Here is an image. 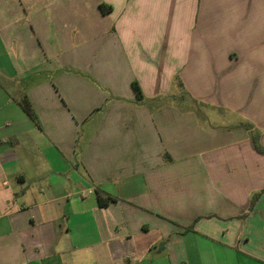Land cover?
I'll use <instances>...</instances> for the list:
<instances>
[{"label": "crops", "instance_id": "1", "mask_svg": "<svg viewBox=\"0 0 264 264\" xmlns=\"http://www.w3.org/2000/svg\"><path fill=\"white\" fill-rule=\"evenodd\" d=\"M253 140L264 0H0V264H264Z\"/></svg>", "mask_w": 264, "mask_h": 264}, {"label": "trees", "instance_id": "2", "mask_svg": "<svg viewBox=\"0 0 264 264\" xmlns=\"http://www.w3.org/2000/svg\"><path fill=\"white\" fill-rule=\"evenodd\" d=\"M100 9H101V12L103 14L109 13L111 11V7L107 6L105 4H101ZM179 84H180V86L183 85L181 81H179ZM133 89L135 91L137 100L141 101L143 99V94L141 92L140 87L138 86V84L136 82L133 83ZM24 110L31 118H34L33 114H32V110L30 109L29 106L24 105ZM253 142H254L256 150L260 153H264V149L258 144L257 140H253ZM258 196H259V194L255 195V198ZM96 197H97V201H98V204L100 207H105L108 204L116 201V198L111 197V196H105L104 194H102L99 191H96ZM255 198H254V200H255Z\"/></svg>", "mask_w": 264, "mask_h": 264}, {"label": "rangeland", "instance_id": "3", "mask_svg": "<svg viewBox=\"0 0 264 264\" xmlns=\"http://www.w3.org/2000/svg\"><path fill=\"white\" fill-rule=\"evenodd\" d=\"M178 78V77H177ZM177 78H175L174 79V86H173V88H172V92H171V94L172 95H174L175 93H176V95L179 97V98H181L183 95H184V93L182 94V90H181V87H180V84H179V80L177 79ZM170 96V95H169ZM167 100H173V99H169V98H167ZM180 103L181 102H183V99H180V100H178ZM173 102H176L177 103V101H176V99H175V101H173ZM196 108V107H195ZM200 109H201V112L202 113H205V111L206 110H204L202 107H200ZM200 112V114H202Z\"/></svg>", "mask_w": 264, "mask_h": 264}, {"label": "built area", "instance_id": "4", "mask_svg": "<svg viewBox=\"0 0 264 264\" xmlns=\"http://www.w3.org/2000/svg\"><path fill=\"white\" fill-rule=\"evenodd\" d=\"M23 264H28L27 262H24Z\"/></svg>", "mask_w": 264, "mask_h": 264}]
</instances>
